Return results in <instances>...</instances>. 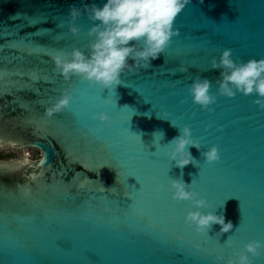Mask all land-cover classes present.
Listing matches in <instances>:
<instances>
[{"label":"water","instance_id":"obj_1","mask_svg":"<svg viewBox=\"0 0 264 264\" xmlns=\"http://www.w3.org/2000/svg\"><path fill=\"white\" fill-rule=\"evenodd\" d=\"M106 2L0 0V134L6 141L0 148L40 154L0 160L7 173L0 176V264H225L249 241L264 245V110L253 104L255 95H219V70H209L225 48L237 62L264 57V0H191L165 53L149 69L123 75L109 92L73 77L76 91L65 112H74L80 127L72 129L67 117H44L50 98L69 89L51 55L73 46L87 53L93 22L83 5ZM70 5L82 10L78 36L68 31ZM181 64L188 72L176 71ZM17 69H39L50 79L29 83ZM197 76L212 81V112L192 101L188 88ZM99 112L111 120H93ZM185 125L202 151L218 146V162L206 163L195 147L188 150L196 166L181 170L169 160L168 143ZM16 138L26 145L7 142ZM36 143L42 147L31 146ZM45 154L39 181L30 180L39 170L9 171L16 161ZM181 171L209 202L200 211L223 214L232 232L217 237L220 226L213 225L209 243L200 244L195 226L185 223L197 209L174 201L169 190ZM28 184L32 193L25 197L21 186ZM253 264H264V248Z\"/></svg>","mask_w":264,"mask_h":264},{"label":"clouds","instance_id":"obj_2","mask_svg":"<svg viewBox=\"0 0 264 264\" xmlns=\"http://www.w3.org/2000/svg\"><path fill=\"white\" fill-rule=\"evenodd\" d=\"M190 3L191 0H107L102 7L84 4L83 12L93 22L87 32L88 51L85 53L75 46L67 53L56 51L51 55L55 70L65 81L78 77L101 92L111 90L121 84L123 75L138 74L142 69H149L152 61L165 53L172 39L180 35L179 29L174 26L175 21ZM81 15L80 8L70 5L68 31L73 36L81 32L76 23ZM233 54V49L225 48L218 59L213 57L210 60L209 70H219V78L215 81L217 92L227 98H234L238 92L245 96L255 95L257 98L253 104L264 110V57L237 62ZM176 71L186 73L188 67L181 64ZM211 88L212 81L199 76L188 88L193 103L209 112L214 111L212 105L217 102ZM75 91L72 86L62 90L59 97L50 98L44 116L52 119L69 109ZM92 119L105 123L111 120V116L107 112H99L93 114ZM211 127V124L207 125V128ZM178 132L168 143L171 147L166 153L177 168L183 170L193 164L189 147L201 151L206 163L220 160L218 146L213 145L207 151H202L199 141L193 139L189 126L178 128ZM182 175L181 171V178L170 180L169 190L174 201L190 202L197 209L187 213L185 223L194 225L198 236L207 237L213 225L220 226L215 233L217 237L232 232L234 225L230 220L226 222L223 214L200 211L208 209L209 202L192 188L191 183H186ZM262 248L264 245L260 241H249L238 256H229L225 264H253L261 256Z\"/></svg>","mask_w":264,"mask_h":264},{"label":"snow or ice","instance_id":"obj_3","mask_svg":"<svg viewBox=\"0 0 264 264\" xmlns=\"http://www.w3.org/2000/svg\"><path fill=\"white\" fill-rule=\"evenodd\" d=\"M19 42H23L25 45H27V42L25 41H19ZM26 48V47H25ZM189 55H192V53H189ZM16 74L19 75L20 77L26 79L27 82L29 83H39L41 81L44 82H48V80L50 79V75H43L41 74L39 69H17L15 70ZM3 75H4V70L2 68H0V86H2V82H3ZM65 81V80H64ZM66 83H68V87H72L74 86L76 89V83L70 82L69 81H65ZM108 92L110 91L109 89H107ZM96 91L99 93L101 91H99L98 89H96ZM153 91H155V89H153ZM45 117V116H44ZM42 117V119L44 118ZM64 117H67V126L72 128V129H79L80 127V120L78 118V116L72 112V111H68V112H61L59 113V121L60 122H64ZM37 131H39L37 129ZM5 139L3 137L2 134H0V147H3L5 144ZM9 143L12 144L13 147H24L26 145V141H24L21 138H16V139H10L9 141H7ZM32 147H36V148H40L42 147L40 144L36 143L31 145ZM15 164L18 165V167L16 168H12L9 169V171L11 172H16V171H21L26 167H30L34 170H39L40 171V176H37L35 171L31 174L30 180L31 181H39L43 174H44V168L45 165H47V156L46 154L44 155V158L39 160V161H35V162H31L28 160H23V161H16L14 162ZM7 175L6 172H4L3 170H0V176H4ZM162 187V185L158 186L157 190H159V188ZM21 188L23 189V191H21V195L25 196V197H29L31 196L32 193V187L31 184H28L27 187L25 188V186H21ZM200 237V244L203 245H207L209 243L208 239L204 236H199Z\"/></svg>","mask_w":264,"mask_h":264},{"label":"rangeland","instance_id":"obj_4","mask_svg":"<svg viewBox=\"0 0 264 264\" xmlns=\"http://www.w3.org/2000/svg\"><path fill=\"white\" fill-rule=\"evenodd\" d=\"M24 153L29 154L28 157L30 160H35L40 157V154L36 150L27 149L26 152L24 150H15L12 148H0V160H9L14 158H20L24 156ZM26 154V155H27Z\"/></svg>","mask_w":264,"mask_h":264},{"label":"bare ground","instance_id":"obj_5","mask_svg":"<svg viewBox=\"0 0 264 264\" xmlns=\"http://www.w3.org/2000/svg\"><path fill=\"white\" fill-rule=\"evenodd\" d=\"M26 151H27V150H24V152H26ZM26 154H27V153H24V156H23V157H26V158H27V157H30L29 154H27V155H26Z\"/></svg>","mask_w":264,"mask_h":264}]
</instances>
